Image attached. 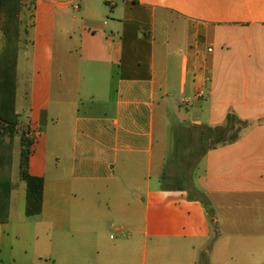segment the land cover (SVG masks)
<instances>
[{"label":"crops","instance_id":"obj_1","mask_svg":"<svg viewBox=\"0 0 264 264\" xmlns=\"http://www.w3.org/2000/svg\"><path fill=\"white\" fill-rule=\"evenodd\" d=\"M34 2L15 164L27 132L43 208L27 217L14 177L0 264H133L128 230L169 264H264V0ZM230 116L239 139L166 189L177 131Z\"/></svg>","mask_w":264,"mask_h":264},{"label":"trees","instance_id":"obj_2","mask_svg":"<svg viewBox=\"0 0 264 264\" xmlns=\"http://www.w3.org/2000/svg\"><path fill=\"white\" fill-rule=\"evenodd\" d=\"M34 0H0V31L3 46L0 51V224L10 221L11 200L15 189L14 164L17 127L20 116L17 113L18 63L20 52L28 44L29 24L23 18L26 10L33 19ZM243 124L235 116L229 117V124L221 128L181 127L176 134V145L172 158L161 178L166 189L184 190L186 171L208 151L220 145L232 144L239 139V131L231 134L235 124ZM198 132L195 142L194 134ZM210 143L207 148L205 144ZM33 140L24 132L20 135L19 177L26 184V215L35 217L41 214L45 181L29 173V161ZM190 150L192 152L188 153ZM194 162V163H193ZM176 166L181 172L175 175L176 184H170L172 176L168 170ZM183 171V172H182Z\"/></svg>","mask_w":264,"mask_h":264},{"label":"rangeland","instance_id":"obj_3","mask_svg":"<svg viewBox=\"0 0 264 264\" xmlns=\"http://www.w3.org/2000/svg\"><path fill=\"white\" fill-rule=\"evenodd\" d=\"M29 14V12H28ZM28 19V17H27ZM24 65L21 63V68H20V78L21 81L26 79L25 77V71H24ZM25 77V79H24ZM22 116L23 113L21 112ZM195 142L197 141V137H194ZM175 145H176V140H175ZM210 146V143H206L204 145L205 148ZM192 152L190 150L188 153ZM18 153V152H17ZM194 163V162H193ZM196 165L195 163L189 168L186 173H187V180H185L184 185L186 187H190L192 185V181L194 178L195 170H196ZM180 173L181 171L177 169V167L174 165L169 168L168 173L172 176V181H170V184H176L175 182V175L177 173ZM183 172V171H182ZM14 177H15V182L18 184L19 188L21 186H24V182H22L19 179V158L17 156L16 158V164H15V170H14ZM127 233H130V238H131V244H132V249L130 252V258L132 260L133 264H142L144 259H146L147 264H155L156 261H159L160 264H169L172 262V256L168 254H159L157 251V245H156V238L153 237L152 235H149L147 242L145 243L144 236H134V234L131 232V230H128ZM112 237L118 241V239H128V235H121L117 232H114L113 230H108L106 236L103 239V242L106 245H109L110 243L113 242Z\"/></svg>","mask_w":264,"mask_h":264},{"label":"built area","instance_id":"obj_4","mask_svg":"<svg viewBox=\"0 0 264 264\" xmlns=\"http://www.w3.org/2000/svg\"><path fill=\"white\" fill-rule=\"evenodd\" d=\"M75 8H77V6L75 5ZM0 132H1V130H0Z\"/></svg>","mask_w":264,"mask_h":264}]
</instances>
